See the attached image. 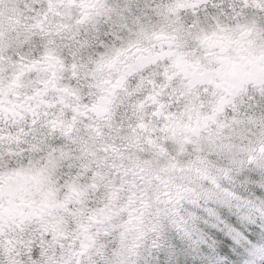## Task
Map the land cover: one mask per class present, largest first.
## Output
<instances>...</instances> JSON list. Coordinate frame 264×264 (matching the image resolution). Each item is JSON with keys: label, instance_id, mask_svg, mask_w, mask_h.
Wrapping results in <instances>:
<instances>
[{"label": "snow or ice", "instance_id": "obj_1", "mask_svg": "<svg viewBox=\"0 0 264 264\" xmlns=\"http://www.w3.org/2000/svg\"><path fill=\"white\" fill-rule=\"evenodd\" d=\"M0 264H264V0H0Z\"/></svg>", "mask_w": 264, "mask_h": 264}]
</instances>
